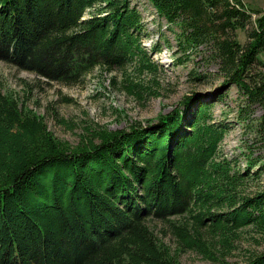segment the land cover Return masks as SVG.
Returning <instances> with one entry per match:
<instances>
[{
  "label": "trees",
  "instance_id": "trees-1",
  "mask_svg": "<svg viewBox=\"0 0 264 264\" xmlns=\"http://www.w3.org/2000/svg\"><path fill=\"white\" fill-rule=\"evenodd\" d=\"M149 1L180 28L184 54L201 52L218 66L224 81L214 99L190 118L189 99L148 125L88 127L90 136L70 146L0 87V264H179L156 237L159 222L182 251L207 254L217 235L230 248L245 227L264 233V184L247 190L264 163L247 157L241 168L238 156H222L229 124L212 114L235 85L240 120L261 108L255 132L264 141V9L244 0ZM147 35L130 0H0V59L67 85L101 66L124 71L122 87L139 98L158 94L126 72H157L151 54L162 46L148 50ZM221 264H264V250Z\"/></svg>",
  "mask_w": 264,
  "mask_h": 264
},
{
  "label": "rangeland",
  "instance_id": "rangeland-1",
  "mask_svg": "<svg viewBox=\"0 0 264 264\" xmlns=\"http://www.w3.org/2000/svg\"><path fill=\"white\" fill-rule=\"evenodd\" d=\"M130 2L140 11L146 25L148 35L143 37V44L151 50L157 41L162 49L151 54L152 59L159 63L155 74H138L131 67L126 68V72L129 81L143 82L145 87L156 89L159 92L156 95H149L148 89L144 90L141 98L127 92L121 85L124 71L118 69L98 66L85 77L82 76L79 83L67 85L0 59L2 91L11 93L20 106L24 105L26 110L42 118L46 129L61 142H67L70 146L82 144L90 136L88 127L128 130L135 123L148 125L157 121L161 114H167L177 107L183 111L185 105L179 103L186 96L195 94L190 99L192 103L189 111L185 110L187 118H190L202 100L214 99L213 90L224 81L218 66L205 58L203 53L189 50L188 54H184L180 50L176 40V31L180 28L170 26L149 0ZM244 2L249 8L264 9V0ZM91 13L92 10H88L84 17L87 18ZM237 39L244 43L247 40L246 32L238 30ZM181 56L184 62H180ZM260 57L264 61V51ZM223 90V100H214L212 106L215 119L227 120L229 124V130L220 143V154L226 158L238 156L241 168L245 167L247 157L259 158L260 163H264V141L255 132L261 108L255 107L254 113L246 114V118L240 120L238 108L244 98L235 85H228ZM258 166L256 164L254 169ZM249 184L247 190L250 192L261 187L264 184V172L259 179ZM154 231L162 241L160 245L171 247L176 252L179 264H221L223 261L244 263L251 254L264 250V233L253 226L241 229L239 237L231 239L233 246L230 248L219 244L220 235H217L218 244L210 246V254L196 249L182 251L165 222H159Z\"/></svg>",
  "mask_w": 264,
  "mask_h": 264
},
{
  "label": "water",
  "instance_id": "water-1",
  "mask_svg": "<svg viewBox=\"0 0 264 264\" xmlns=\"http://www.w3.org/2000/svg\"><path fill=\"white\" fill-rule=\"evenodd\" d=\"M195 95V94H194ZM194 95H191V96H186L179 104H184L185 103V101H187V100H189V99H191V98H193L194 97ZM178 104V105H179Z\"/></svg>",
  "mask_w": 264,
  "mask_h": 264
},
{
  "label": "bare ground",
  "instance_id": "bare-ground-1",
  "mask_svg": "<svg viewBox=\"0 0 264 264\" xmlns=\"http://www.w3.org/2000/svg\"><path fill=\"white\" fill-rule=\"evenodd\" d=\"M218 205V204H217Z\"/></svg>",
  "mask_w": 264,
  "mask_h": 264
}]
</instances>
